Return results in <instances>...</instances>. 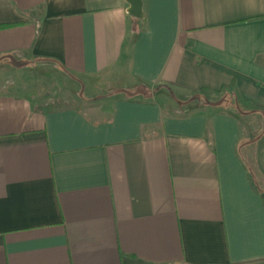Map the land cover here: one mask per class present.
<instances>
[{"label": "crops", "instance_id": "1", "mask_svg": "<svg viewBox=\"0 0 264 264\" xmlns=\"http://www.w3.org/2000/svg\"><path fill=\"white\" fill-rule=\"evenodd\" d=\"M128 8L0 0V264H264V0Z\"/></svg>", "mask_w": 264, "mask_h": 264}, {"label": "rangeland", "instance_id": "2", "mask_svg": "<svg viewBox=\"0 0 264 264\" xmlns=\"http://www.w3.org/2000/svg\"><path fill=\"white\" fill-rule=\"evenodd\" d=\"M20 64L27 65L30 63L24 62ZM46 71L50 73L51 69L48 68L46 69ZM54 71L64 74L63 79L58 80L56 83H55L56 78H54L52 74L48 76L53 80V88L55 89V85L56 87H58L57 90L55 91L58 94V96H65L66 99L70 103L76 102L78 96L74 93H71L69 90H75L76 92H78L79 96L81 97L83 96V93L85 92V87H86L84 81H80L79 79L74 77L72 74H69L65 69H61L55 66ZM90 82H91V86H89L88 88L96 87L99 85L98 82H95L93 80L92 81L90 80ZM126 82L128 83L127 80ZM62 87H65V88H62ZM123 94H125L126 96L134 95L130 91H124ZM226 101L230 104V106L228 104L227 105L224 104V106L228 107L227 108L228 110H231L233 113H237L238 115L241 113L243 114L244 126L247 129V133H248V136L246 139H248L249 141L251 140L250 142H252V144L251 145L249 144V146L247 147L245 146L244 148L240 150L242 151V156L244 157V160L246 161V163L249 166H252V164L254 163L257 148L260 145V142H258V140L261 136V133L264 130V118H263L264 115H261L260 113H258L257 110H254L252 108H248L242 105L236 99V97L234 98L231 94H228ZM70 103H66V104H70Z\"/></svg>", "mask_w": 264, "mask_h": 264}, {"label": "trees", "instance_id": "3", "mask_svg": "<svg viewBox=\"0 0 264 264\" xmlns=\"http://www.w3.org/2000/svg\"><path fill=\"white\" fill-rule=\"evenodd\" d=\"M187 90V89H186ZM223 90L218 92V93H212L206 89H202L200 92H198L199 94L197 93H191L193 94V97L194 98H201V94H203L204 96L208 95L209 98L208 99H202L201 102L203 103H213V104H218L219 102H222L223 101ZM211 99V100H210ZM248 107V106H247Z\"/></svg>", "mask_w": 264, "mask_h": 264}, {"label": "water", "instance_id": "4", "mask_svg": "<svg viewBox=\"0 0 264 264\" xmlns=\"http://www.w3.org/2000/svg\"><path fill=\"white\" fill-rule=\"evenodd\" d=\"M129 4L128 13L135 18H142V0H126Z\"/></svg>", "mask_w": 264, "mask_h": 264}]
</instances>
